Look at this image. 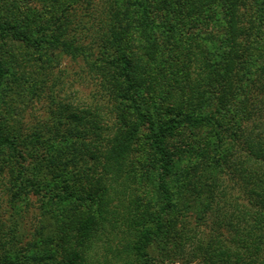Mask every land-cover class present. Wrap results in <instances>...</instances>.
Returning <instances> with one entry per match:
<instances>
[{
    "label": "rangeland",
    "instance_id": "obj_1",
    "mask_svg": "<svg viewBox=\"0 0 264 264\" xmlns=\"http://www.w3.org/2000/svg\"><path fill=\"white\" fill-rule=\"evenodd\" d=\"M162 1L0 0V20L14 25L19 32L29 33L33 39L42 40L50 38L51 34H58V31L52 30L53 25L68 15L72 19L68 33L78 40L76 44L87 46L90 53L86 58L82 54L74 55L73 48L67 51L63 46L49 43H43V48H40L33 43L0 34V61L7 71L0 89V124L6 134L19 140L18 147L24 157L27 156L25 159H15L7 151L0 160L4 168L0 173V231L6 233V238H11L9 240L15 246L21 264H55L56 260L62 259L61 249L52 257L54 245H50L53 250L48 251L47 245L32 244L43 238H58L64 232L62 224L60 226L61 220L72 214L77 206V201L68 197L69 191L84 194L100 187L106 193L108 220L103 228L104 233L89 250V256L101 262L113 259V255L124 249L127 241H131V219L138 218L147 204L151 212H159L160 203L155 188L159 168L147 138V128L140 129L137 148L128 163L129 170L126 166L116 176L110 167H106L103 157L99 158V153L108 149L110 138L124 128L122 118L117 116L123 105L115 91L107 88L108 82L105 80V75L116 67L110 64L92 66V62L111 52L108 48L110 45L98 39L110 26L112 18L121 19L126 26L129 20H135L139 14L148 15V11H151L149 22L158 24L155 31L159 30L157 38L162 46V54L148 62L150 76H144L138 84L149 104L155 97L159 100L164 92L171 89L169 82L174 78L171 71L182 65L180 50L188 35L198 34L197 38L200 39L205 34L201 21L185 19L184 22L183 18L179 24L181 32L170 29V23L179 22L181 12L184 14L186 9L180 6L179 0H175L174 7L170 9V0H165L168 3L165 6ZM141 2L147 7L142 9L139 6ZM163 7L168 8L166 14ZM241 12L244 13V20L253 21L251 31L264 35V0H247ZM220 14V11L215 12L218 19L212 23L213 35L218 38L226 33L223 29L225 18ZM163 22L169 24L163 26ZM114 26L118 28L119 23ZM139 42L145 44L142 38L136 41ZM172 83L173 87L176 86ZM93 121L96 123L94 127ZM132 121L133 117L128 116V122ZM232 122L225 128H220L217 123L200 129L184 128L170 139L171 149L177 152L174 171L169 178L170 186L179 200L175 213L190 230L189 236L193 235L194 238L193 243L184 244H181L179 236L175 239L167 236L156 241L151 245L150 252L158 256H155L158 264H204L197 245L203 244L201 239L206 240L215 232L208 222L210 216L205 213L206 201L202 203V198L197 196V191H193L194 187L190 184L205 182L207 191L211 181L221 176L224 165L215 151L213 138L222 133L227 136L223 148L234 147ZM37 133L42 134L41 140ZM54 147L57 149L53 152L58 153L67 167L64 171L67 177L57 179L61 186L56 189L51 185V180L55 178L48 180V170L43 168ZM219 148L222 149V146ZM192 166L197 169L192 171ZM187 169L190 174L186 173ZM222 176L224 179L217 181L219 187L226 185L232 193H236L237 179L235 181V177L225 174ZM190 180L193 182L189 183ZM66 195L69 199L63 201ZM235 195H239V192ZM80 208L84 207L81 205ZM40 230L42 235L39 234ZM165 240L167 243L164 244ZM160 248L165 250L163 257H159ZM32 254H42V258L32 260Z\"/></svg>",
    "mask_w": 264,
    "mask_h": 264
},
{
    "label": "trees",
    "instance_id": "obj_2",
    "mask_svg": "<svg viewBox=\"0 0 264 264\" xmlns=\"http://www.w3.org/2000/svg\"><path fill=\"white\" fill-rule=\"evenodd\" d=\"M174 1L170 0V6L165 0L162 4H167L170 9L174 7ZM179 1L180 6L186 9L185 13L182 11L179 22H171L169 28L181 32L182 27L179 24L183 18L184 22L185 19L201 21L205 34L200 39L197 38L198 34L188 35L180 50L183 55L182 65L171 71L174 76L169 82L171 89L164 92L159 100L155 97L149 104L143 98L138 84L144 76H150L148 62L162 54V46L157 38L159 30L155 31L158 24L149 22L151 11H148V15L139 14L135 20H129L126 26L121 19L112 18L109 21L110 26L98 39L110 45L108 48L111 52L105 53L104 58L98 57L97 62H92V66L110 64L116 67L113 72L105 75V80L108 82L107 88L115 91L123 105L117 116L122 118L124 128L110 138L108 149L99 153V158L103 157L106 167H110L116 176L119 175L123 168L129 167L131 154L137 148L141 127L147 128V138L157 157L159 168L155 179L159 212L154 214L147 204L138 218L131 219V241H127L123 245L124 249L113 255V259L101 262L90 257L89 250L104 233L103 228L108 220L105 209L106 193L100 187L84 194L69 191L68 197L77 201V206L72 214L61 220L60 226L62 224L64 232L58 238H43L42 241L32 244L47 245L48 251H52L50 245H54L52 257L53 253H59L61 249L62 259L56 260L55 264H158L156 255L150 252V247L159 239L167 236L175 239L179 236L181 244L193 243V235L189 236L190 230L175 213L179 200L170 186L169 178L174 171L177 152L171 149L170 139L184 128L200 129L212 123L225 128L232 120L231 137L234 147L223 148L227 136L222 133L216 134L213 141L219 160L224 165L222 174L235 177V181L237 179L239 195H235L237 192L232 193L226 185L219 187L217 181L224 179L222 174L218 180L211 181L207 191L205 182L190 184L194 187L193 191H197V196L202 198V203L206 201L205 213L210 216L208 222L212 224L215 232L214 235H207L208 239H201L203 244L200 243L197 247L204 264H264V35L261 32H252L253 21L243 19L241 7L247 0ZM141 5L139 4L142 9L147 7L142 2ZM162 9L164 14L168 12L167 7ZM217 11L225 18L223 29L226 33L220 38L212 32V23L218 19L215 16ZM117 14L120 15V12L117 11ZM71 22L72 19L65 15L60 22L53 25L52 30L58 31V34L38 40L33 39L27 32H19L9 22L0 20V34L13 36L40 48H43V43L63 46L67 51L73 48L74 55L82 54L88 58L90 53L87 52V46L76 44L78 40L68 33ZM62 23H66V26ZM116 23H119L118 28L114 26ZM166 24L169 22L162 23L163 26ZM139 38L145 44L136 43ZM6 75L7 71L0 61V89ZM172 82L177 87H173ZM128 116L133 117L132 122H128ZM95 125L93 121L92 127ZM36 136L39 140L42 139V134L37 133ZM18 141L6 134L0 124V160L7 151L15 159L27 157L19 149ZM221 146L222 149L219 148ZM56 149L54 147L49 152L51 155L43 166L48 170V180L55 178L51 180L54 189L61 186L57 179L67 177L64 172L67 168L63 164L65 161L58 157V153L53 152ZM30 153L28 154L31 155ZM41 158L40 156L42 161ZM191 168L192 171L197 169L196 166ZM3 170L0 165V173ZM186 173L190 174L188 169ZM191 182L193 181L190 180L189 183ZM65 197L63 201L69 199L67 195ZM81 205L84 208H80ZM5 234L0 231V264H21L16 248L9 240L11 238H6ZM39 234H43L42 230ZM164 251L160 248L159 257H163ZM42 254H32L31 259L42 258Z\"/></svg>",
    "mask_w": 264,
    "mask_h": 264
}]
</instances>
